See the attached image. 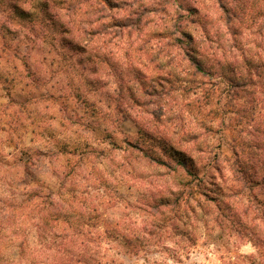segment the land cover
Instances as JSON below:
<instances>
[{"label":"rangeland","instance_id":"374dc122","mask_svg":"<svg viewBox=\"0 0 264 264\" xmlns=\"http://www.w3.org/2000/svg\"><path fill=\"white\" fill-rule=\"evenodd\" d=\"M94 1L0 0V264H264V0Z\"/></svg>","mask_w":264,"mask_h":264},{"label":"trees","instance_id":"16d2710c","mask_svg":"<svg viewBox=\"0 0 264 264\" xmlns=\"http://www.w3.org/2000/svg\"><path fill=\"white\" fill-rule=\"evenodd\" d=\"M71 1H77L79 3V10H83V9H87V5L90 4V2H96L94 0H71ZM103 1V4L104 6H102V8H100V10H98V12H101L103 14H101V16H106L105 13H104V9H108V10H112L114 8V3L111 2L110 0H102ZM58 2V0H57ZM69 9V7H68ZM72 11L75 12L76 10V7L73 8V9H70ZM28 14L26 13L25 11H22L21 10V14ZM111 16V15H109ZM129 18V17H128ZM128 18H126V21H124V23L121 25L123 27H128L129 25L131 24H128ZM98 20V19H96ZM191 40H192V37H190ZM193 54H197L196 53V50H185L184 51V58L185 59V62L188 64L189 68L191 69V76H192V79L195 80L197 79L196 76H202L203 78H207V79H212V76L214 74H212V68H208V67H205L203 65V63L201 62L200 59H198V57H196L195 55ZM198 56V55H197ZM170 64V63H169ZM258 70V69H257ZM214 73L216 74V72L214 71ZM262 74H259L258 77L259 79L262 78ZM222 78L225 79V82H226V87L225 88H222L220 86H217L219 85V82H215L213 83L214 86H217L218 88L214 87V91H213V88H206V90L204 91V96L206 99H208V101L211 100V98L215 95L216 96V92L218 91L217 89H219L220 91H218L219 95L220 96H225L226 99H228L229 101V104L230 105V102H231V99L232 100H235V99H239V97H241V92L244 90V89H247L248 86H250L251 84H254V80L251 76H246V75H240V74H223L222 75ZM201 85H205V83L201 82ZM201 87V86H200ZM218 103V102H217ZM227 109V108H226ZM223 110L222 111V114L225 115V113L227 112V110ZM237 115L240 116V118L242 117L241 114H238ZM224 118V116H223ZM242 119V118H241ZM240 119V120H241ZM239 120V121H240ZM234 149V155L236 156V162H238V167L236 169V171L240 172V173H243L245 176H246V173H249V176L248 177H245V179L247 178L249 180V182L252 183H255L256 182V185H258L259 183L257 182V180L255 181L254 178L252 177V174L255 173V170L252 166H245L244 162L241 160V155L239 154V151L238 149L236 148V146L233 147ZM170 154L172 155V157L177 161V163L182 166L183 168L186 169L187 171V174H189L191 177H195V173L193 172L192 168V164H190V162L193 163V160H192V157L191 156H188L186 155L184 152L182 151H179L177 149H171L170 151ZM146 155V154H145ZM148 158H151L148 156ZM158 161H161V160H158ZM158 161H154L155 163H159V164H163L165 165V162L163 163L162 161L161 162H158ZM262 180H264V176L262 177ZM252 190V189H251ZM185 196L184 194L182 193L181 195H179V199H183ZM251 199H258V196L257 194H254L252 195V198ZM262 218L264 219V213L262 212ZM80 234V232H77V235ZM76 235V234H75ZM73 236L70 237V241L69 243L70 244H75L76 240L72 239ZM84 240H82L80 242V244H83ZM69 243H68V246H69ZM20 246V251H19V255L21 256L22 254V247H23V244L19 245ZM26 247H28L27 245H25ZM78 247H81L79 244H78ZM87 250H85L84 248H79L78 250V254L80 256H83L84 254H86ZM64 255L63 256V260L65 261H68L70 257V252H68V254H62ZM30 257L23 261V260H17V261H13L11 260V262H8V263H4V264H30L31 260H29ZM32 259V258H31ZM63 264H66V263H63Z\"/></svg>","mask_w":264,"mask_h":264}]
</instances>
